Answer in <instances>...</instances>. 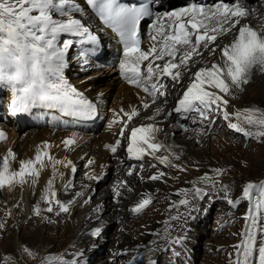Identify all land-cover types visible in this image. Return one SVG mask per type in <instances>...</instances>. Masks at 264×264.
<instances>
[{
    "label": "snow or ice",
    "instance_id": "snow-or-ice-1",
    "mask_svg": "<svg viewBox=\"0 0 264 264\" xmlns=\"http://www.w3.org/2000/svg\"><path fill=\"white\" fill-rule=\"evenodd\" d=\"M152 2L153 0H138L137 3L127 4L119 0H84V5L92 9L102 24L111 28L120 38L123 45V56L119 61L122 78L142 89L155 103L158 97L167 96V93L161 90L165 85L160 78L167 77L174 84H180V69L183 68L188 73L190 82L177 101L175 113L184 119H192L195 124V115L203 121L215 111L222 114L224 120L229 121V129L242 133L245 137H254L257 140L264 138V111L256 108L236 110L232 114L227 111L229 100L226 97L231 95L234 89H240L242 85L249 83V75L254 68L264 72V26L257 31L248 24H241V19L250 15L248 6L242 4L241 0H219L207 6L191 3L178 11L166 13V24L161 22L159 17L152 24L155 32L151 35L153 43L144 50L141 48V22L153 16ZM84 5L80 4L79 0H0V99L4 92L10 93V115L16 116L34 108L57 109L65 116L83 119L94 115L96 105L71 84L65 75L69 66L67 56L74 43L90 45L88 48H82L79 53L84 64H87L88 57L95 55L97 51L98 36L93 34L81 19L72 16L74 12L83 13ZM237 27L238 35L234 42L219 49L222 63L214 62L210 67H199L195 72L191 71L190 62L195 56L202 55L201 49L212 55L217 52L216 33H227ZM71 36L81 39L74 41L66 38ZM156 61L165 62L161 65ZM145 62L146 69L142 71L141 65ZM142 106L147 109L149 103L142 101ZM161 110L157 109L156 113L147 119L154 120ZM121 112L127 117L124 121L117 120L124 124L120 129V136L123 137L128 122L139 112L136 108H132L130 112L121 109ZM233 118L237 122H232ZM214 123L215 121L212 122L213 125ZM158 131L160 129L153 123L133 128L128 136L126 149L129 157L140 160L146 154L154 156L161 150L164 145L155 142V133ZM5 140V132L0 130V141ZM62 143L69 147L76 143V139L68 138ZM120 144V139H117L114 145L105 147L116 153ZM49 147L47 142L38 146L34 158L18 161V169L11 168L9 164V158L16 160L15 153L9 148L6 155L0 159V189L8 187L12 190L17 184H25L27 177H32V183L35 184L40 176L39 169L45 166L44 158L47 157L53 169V178L47 181L45 194L41 198L48 205L45 209L47 212H53L55 205L59 215L68 213L69 206L74 201L63 203L56 198L55 191H50L58 174L56 165L69 167L73 174L77 168L71 161H61L50 156L47 151ZM156 158L161 164H169L167 155ZM92 163L94 161H88L89 165ZM216 172L220 174L219 169ZM128 174L133 173L130 171ZM164 175L165 173L160 172L149 179L155 181ZM209 179L207 174L201 177L203 181ZM71 183L72 181H68L64 185L65 189ZM253 189H257L259 193L256 203L259 212L264 210V181L259 185L249 182L243 189L241 199L251 202ZM114 192L117 196L120 195L118 190L114 189ZM193 193L197 197L202 196V189L193 188ZM78 195L80 194L77 193ZM151 202L150 199H142L131 212L140 213ZM227 202L233 206L239 203H234L231 199ZM179 203L186 205L188 201L185 199ZM40 211L38 206L34 207L36 215H40ZM260 219L261 217L251 213L245 217L251 224H245L244 231L240 233L242 239L234 246L235 264H264V227L258 223ZM3 227L4 224L0 223V229ZM99 232L100 230L96 229L93 235H99ZM180 242L181 238L173 241L177 244ZM23 252L29 257L33 255L26 247ZM44 260L46 264H78V260L68 261L60 257L55 262L47 256Z\"/></svg>",
    "mask_w": 264,
    "mask_h": 264
},
{
    "label": "rangeland",
    "instance_id": "rangeland-1",
    "mask_svg": "<svg viewBox=\"0 0 264 264\" xmlns=\"http://www.w3.org/2000/svg\"><path fill=\"white\" fill-rule=\"evenodd\" d=\"M247 1L245 0L246 6ZM234 31L235 29H232L229 31V35L223 36L220 44L223 39H228ZM257 69H254L253 74L260 76V80L257 76L252 80L249 76V83L251 84L249 88L246 89L245 86H248L246 84L236 90V93H232V98L229 99L230 104L233 102L238 104V101L242 102L246 98L250 102L248 103L249 105L244 106L245 108L250 107L264 111V72ZM170 83L172 84L173 82L171 81ZM92 90H95V87ZM106 96L108 97L107 104H109L112 96L107 92ZM177 101V99L174 100V106ZM166 106L168 104H162L161 108ZM228 112L232 114L235 111L231 109ZM232 120L237 122L234 118ZM203 121L205 124L201 127L197 126L198 123L187 126L188 131L198 127L193 131L194 134L192 136L200 139V142H192L193 151L189 150L186 153L187 151L183 149V152L178 154L177 157H179L178 159L182 164H177L172 169L173 172H169L171 182H173L171 187L168 186L170 189L161 190V195L156 199H150L152 201L150 205L140 213H132L130 208H126L128 201H122L127 205L119 209H113L114 211L118 210L115 213V218L113 216L107 218L104 226L100 229L99 237L96 239L95 247L98 251L96 255L101 257L95 261L79 260L78 264H181L182 262L191 264H235L232 261L236 256L234 246L240 243L242 239L240 233L244 231L245 224H251V221H246L245 217L250 213L261 217L258 223L261 227H264V210L258 212L256 208L259 198L258 191L253 189L251 202L247 199H241L243 189L249 182L259 185L264 181V138L257 140L254 137H245L242 133L229 129L227 126L229 121L225 122L224 119H221L220 113L217 115L212 112L209 118ZM213 121H215L214 125L212 124ZM243 126L248 127L247 125ZM182 129L185 130L183 127ZM252 130L254 131L255 129ZM24 134L22 132L21 136ZM192 136H181V139H187V142L193 139ZM114 166L117 168V165ZM114 166L101 173V180L96 192L91 194V198L98 195L102 187L106 189L107 185L111 184V180L114 177V169H116ZM87 167L86 161H82L76 171V176L89 175L90 169L89 167L87 169ZM131 167V164H122L118 170L123 173V170ZM217 169L220 170V174H217ZM178 170L181 172L179 175L175 173ZM205 174L210 177L207 181L201 180V177H204ZM126 175L131 180L136 178L134 174L129 175L126 173ZM152 175H156V173L150 172L146 177L136 178L135 185L139 187L140 180L151 181L149 177ZM158 185L167 188L164 183H158ZM72 187L70 186L68 189ZM197 187L202 189V196L197 197L194 195L193 188ZM64 194L66 193L62 195ZM185 199L188 203L182 206L179 202ZM229 199L234 203L236 201H239V203H235V206L230 205L227 202ZM30 201H28V206L32 211L30 216L27 215L25 219L11 216L10 220H8V222L10 221L9 224L4 222V227L0 233V264H46L43 259L47 255L49 257L48 253H55L56 258L52 259V261H55L58 257L61 258L67 250L66 242L71 238V231L59 234L61 231L59 229L55 231L46 230V233L42 229L38 233L40 238L32 241L34 232L42 224L46 225L42 222V217L46 216L50 219L54 217L56 219L58 215L56 210L51 213L45 211L42 214L40 212V215H36L34 207H36L37 196ZM83 208H86V204L76 209L71 216L68 214V222L76 221L77 216L82 215ZM14 209L17 213L19 212L16 206ZM60 214L64 215L65 213ZM187 214H189L187 220V226H189L188 234L184 235L182 232H178L166 235V232L175 228V221L181 217L183 223L187 218ZM166 216H168L171 225H167V228L159 232L154 230L155 226L156 229H159V221ZM173 217H176V219H173ZM51 220L52 222L48 220L49 223L47 224L55 226L56 221L54 219ZM102 229H104L103 232ZM178 235L182 237L181 242L178 244L173 243L178 238ZM155 236L158 238L153 243L152 239ZM123 237H127L129 242L127 244L122 241L120 246L124 245L127 248L126 250L123 249L122 252H118L116 249L119 242L117 241ZM15 238L20 239L22 247L18 246L15 248L13 244V239ZM25 247L33 253L31 257L23 252ZM77 250H73L67 256H74ZM142 253L145 254L143 255ZM85 254L87 255L86 250L84 251ZM6 257L9 259L6 260ZM135 258L137 262L134 261Z\"/></svg>",
    "mask_w": 264,
    "mask_h": 264
},
{
    "label": "bare ground",
    "instance_id": "bare-ground-1",
    "mask_svg": "<svg viewBox=\"0 0 264 264\" xmlns=\"http://www.w3.org/2000/svg\"><path fill=\"white\" fill-rule=\"evenodd\" d=\"M216 1L219 2V0H214V3ZM241 2L242 4H245V0H241ZM246 4L248 6V11L250 12V15L246 18H242L241 24L243 25L248 23V25L251 26L253 29L259 31L260 27L264 26V0H248ZM78 19H81L83 22H85L86 26L88 24L87 27H91V25L89 24L91 21L89 17L79 16ZM225 27H227V25H225ZM216 35L217 41L215 42V46L217 47V52L215 53V55H212L209 54L207 51L201 49L202 55L195 56L190 62V68L192 72H195L199 67H210L211 64L214 62L222 63L219 49L234 42L235 38L238 35V27L235 29L234 33L229 36L228 39H223V42L221 44L220 40L223 38V36L229 35V32H218L216 33ZM212 56L214 57L211 58ZM166 59L167 57L165 58V60ZM164 62L165 61H156V63H159L161 65H163ZM78 66L79 65H76V63L71 60V73H77V80L74 79V82L79 88L85 91L89 99L93 101V103L98 108H100L101 113L105 111L107 115L106 121L103 122L95 132H78L75 130L68 129L57 131L47 127L25 129V131L22 129L16 131L13 130L10 132L7 142L0 145V159H2L3 156L6 155L7 150L11 148L15 153L16 160L9 158V164L11 168L18 169L19 160H27L30 158H34L37 147L42 146L44 142H47V144L50 146L48 148L50 152L49 154L55 159L61 161H71L77 169L82 163V161H86V164L90 169L89 175L87 176L82 174L77 177L76 173L73 174L69 167H64L63 165H56V170L58 174L54 178V182L51 186L50 191H55L57 194L56 198L63 203H68V201L70 200L74 202L69 206L70 210L68 213H65L64 215L59 214L56 219L54 217H51V219H54L56 221L55 226L47 224L49 223L48 220L52 222L50 218L46 216L42 217V222L46 225L42 224L43 227L41 226L39 229L36 230V232H34L32 241H35L36 239L40 238L38 236V233L42 229L45 230V233L46 230L55 231L59 229L61 230L59 234L71 231V238L68 240L66 239L67 242L65 241L67 243V250L64 255L67 256V254H69L75 249H78L76 251L77 253L74 256H67L66 258H64L65 256L63 255L61 258L68 261H72L74 259L78 261H95L101 256L96 255L98 251L95 247L96 239L99 237L100 234L93 235L94 230H100L102 226H104L109 216H113V218H115V213H117L118 210L114 211L113 209L125 207L127 204L128 205L126 206V208L132 209L142 199H156L159 195H161V190L170 189L168 188V186L171 187L173 185V182H171L172 180L170 178L171 176L169 172H173L172 169L176 167L177 164H182V162L177 159L178 154L180 152L182 153L183 149L187 151L186 153H188L189 150L193 151L192 142H200V139L192 136V134H194L193 131L196 130L198 127L203 126L205 122L201 121L198 115H195L194 118L198 123V127L194 128V130L188 131L187 126L194 125L192 119H184L180 114L174 112V109L176 107V105L174 106V100H179L182 97L183 92L186 90L187 85L190 82V77L183 68L180 69V84H171L170 79L167 77L160 78V81L165 85V87L161 90L167 93L166 97L168 98L158 97L156 102L153 103L152 98L148 96L147 93H145L142 89L137 88L136 86H129L125 81H123L120 77L117 76L115 70H99L96 71V73L82 75L83 73L78 70ZM253 71L249 75L252 80H254L255 76H257L260 80V76L256 75L255 73L253 74ZM247 85L248 86H245L246 89L249 88V85L251 84L249 83ZM94 87L95 90H92L94 89ZM242 87H244V85H242L241 88ZM236 90L238 89H234L233 93ZM106 92L112 96L111 102L109 101V104H107L108 97L106 96ZM226 98L229 100L232 97L231 95H229ZM142 101H147L149 103V108L144 109L142 106ZM249 102L250 101L246 98L242 102L238 101V104L235 102L230 104L229 102V104L227 105V111L231 109H233L234 111L245 109L244 106L249 105ZM165 103L168 104V106L161 108V105ZM132 108L138 109L139 114L133 117V119L128 122L127 127L125 128V134L123 137H121L120 129L124 127V124L122 122H117V120H127V117L124 116L123 112H121V109L130 112ZM157 109H162L159 115H156L154 120L147 119L148 117L153 116L156 113ZM169 113H171V115H169ZM215 113L218 115L217 112ZM220 118L223 119L222 114H220ZM110 119L116 120V123H111ZM224 121L226 122V120ZM149 123L155 124L160 129V131L155 133V142L161 143L162 145H164V147L158 152H156L154 156L146 154L140 160L130 158L126 149L128 147V136L130 135L131 130L135 127L147 125ZM180 124H183V128H187V131L183 130L182 127H180ZM22 132L25 133L23 136H21ZM181 136H192L194 140L192 138V140L188 138V140L190 141L186 142L187 139L182 140ZM73 137H75L76 143L69 147H65L62 141ZM117 139H120L121 144L119 147H117L116 153H112L109 148L105 147V145H114ZM166 155L169 157L168 165L161 164L156 158L163 157ZM89 160L94 161V163L89 165ZM44 164L45 166L39 169L40 176L36 179L35 184L32 183V177H27V182L25 184H17L12 190H9L8 187L0 189V223L4 224V222H6L7 224H9L10 221L8 222V220H10L11 216H17L22 219H25L27 215L30 216L32 211L28 206V201H30L33 197L36 196V207L38 206L40 208L41 213H45V209L48 205L41 197L45 194L47 181L53 178V169L52 166L48 163L47 157L44 160ZM122 164H131L132 167L123 170L124 172L122 173L118 170ZM114 165H117V168ZM113 166L116 169H114V177L113 180H111V184L109 183L106 189L102 187V189L100 190L101 192L98 193V195H96L95 197L91 198V194L96 192L97 190V186L102 177L101 173ZM37 167L39 168V166ZM130 171L134 174L137 179L148 176L150 172H155L156 174L163 172L165 173V175L155 181L140 180L139 187H137V185H135L137 181L136 178L134 177L135 180H131V178L126 175V173H129ZM175 173H178L179 175L181 172L178 170ZM91 177L100 178L93 179ZM68 181H72L70 186H73V189H68L70 188V186L65 189L64 185L67 184ZM158 183H164L167 188L159 186ZM114 189L118 190L119 193H121L120 196H117L115 194ZM63 193L66 194L62 195ZM77 193H79L80 195L77 196ZM125 200L128 201L127 204L125 202H122ZM83 204H86V208H83L82 215L77 216L76 221L72 223L68 222V214H70L71 216L75 213L76 209L81 207ZM15 206L19 210L18 213L14 209ZM53 206L54 209L58 212V208H56L55 205ZM105 212L107 213L104 215ZM188 216L189 214H187V218L183 223L181 221V217H179L174 223L175 228L166 232V235L175 234L178 232H182L184 235H187L189 232V226H187ZM167 225H171L169 223L168 216L160 220L159 229H156L155 226L154 230L158 232L162 231L167 228ZM35 228L33 229L35 230ZM1 231L2 230L0 229V233ZM103 231L104 229H102V232ZM157 238L158 237L156 236L153 237L152 242L155 243L154 240H156ZM178 238L182 239L180 235H178ZM122 241L128 244L129 239L127 237H123L119 239V241H117L119 242L118 247L116 249L118 252H122L123 249L126 250L127 248V246L124 245L120 246V243H122ZM13 244L15 248L18 246H23L20 243V239L17 238L13 239ZM85 250L87 251V255H84ZM48 254L51 260L53 258H56L55 253L51 252ZM235 260L236 256L232 261L235 262ZM134 261L137 262L136 258ZM182 263L191 264L184 262Z\"/></svg>",
    "mask_w": 264,
    "mask_h": 264
}]
</instances>
